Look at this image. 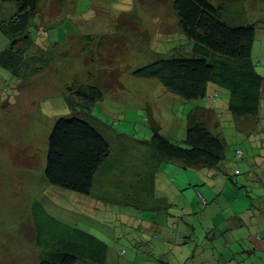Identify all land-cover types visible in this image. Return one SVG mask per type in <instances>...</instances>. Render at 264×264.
I'll return each mask as SVG.
<instances>
[{"label":"rangeland","instance_id":"1","mask_svg":"<svg viewBox=\"0 0 264 264\" xmlns=\"http://www.w3.org/2000/svg\"><path fill=\"white\" fill-rule=\"evenodd\" d=\"M172 1L39 0L26 30L9 36L2 26L16 3L0 0V55L9 54L1 55L8 66L0 62V264H37L47 248L35 244L34 202L102 240L105 264H264V239L256 238L264 235V0H208L230 24L254 26L251 60L263 84L255 117L229 113L227 90L213 83L207 96L217 95L212 108L220 117L199 106H208L206 99H183L157 78L132 73L158 58L191 53ZM85 84L102 91L89 109L68 90ZM191 111L224 140L226 166L161 160L150 146L153 126L183 140ZM60 117L85 119L110 145L89 194L44 179L47 138ZM236 148L243 160L233 159ZM250 158L257 166L248 176ZM237 169L235 184L228 175ZM196 190L208 201L204 208ZM176 208H184L178 220ZM237 212L242 225L231 219L225 230L220 221ZM51 233L45 226L44 238Z\"/></svg>","mask_w":264,"mask_h":264},{"label":"trees","instance_id":"2","mask_svg":"<svg viewBox=\"0 0 264 264\" xmlns=\"http://www.w3.org/2000/svg\"><path fill=\"white\" fill-rule=\"evenodd\" d=\"M4 1L16 3V12L3 25L4 27L2 26L5 33L13 36L25 31L39 0ZM172 7L182 33L191 42V53L158 58L134 69L132 73L139 77L157 78L165 88L183 99H207L210 104L201 108L213 110L216 116L220 117L212 108L217 95L211 97L212 101L207 96L208 83H213L227 90L229 113L239 117L257 116L261 106L263 84L261 76L255 73L251 60L253 24H230L222 18L219 7L208 0H173ZM3 54H8L7 50L1 53ZM8 62L7 60L1 63L8 66ZM68 90L85 109H89L91 104L102 97V91L95 85L68 87ZM188 116L184 138L180 141L166 138L153 126L149 140L152 149L161 160L178 159L187 164L209 168L224 166L227 159L222 137L208 127L203 116L197 118L192 111ZM238 150L242 152L241 156L237 155ZM109 153L108 141L88 121L77 117L57 118L47 138L44 179L54 187L78 194H89L94 176ZM243 156V150L240 148L233 151V159L243 160ZM247 161L246 174L250 176L254 174L257 165L254 158ZM238 174L237 169L228 175V179L236 184ZM256 181L261 183L259 180ZM195 192L200 208H204L208 204L207 200L198 190ZM31 207L35 244L38 246L44 244L47 247L37 264H74L77 260L105 264L107 245L102 240L54 218L37 202ZM159 207L155 205L153 209L159 210ZM163 208L166 209L163 206L161 211ZM183 211L184 208H176L172 216L178 220ZM238 217L237 222L232 225H242L243 222L240 216ZM45 226L51 228L50 239L43 236ZM230 227V224H225L224 229L228 230ZM170 231V234L176 237L174 230ZM185 237L179 236L177 241L185 243ZM256 238L262 240L264 235L256 234Z\"/></svg>","mask_w":264,"mask_h":264},{"label":"crops","instance_id":"3","mask_svg":"<svg viewBox=\"0 0 264 264\" xmlns=\"http://www.w3.org/2000/svg\"><path fill=\"white\" fill-rule=\"evenodd\" d=\"M206 101L208 102V100L206 99ZM209 104H210V102H209ZM200 107H206L207 106V103H205V105L203 104V105H199ZM255 161H256V159H255ZM260 163V161L258 160L257 161V163ZM262 162H263V160H262ZM226 166V165H225ZM222 184L223 185H226L224 182H222ZM175 190V189H174ZM199 193L203 196V194L199 191ZM193 197H195L196 198V200L198 199V195L196 194V192H194L193 193ZM204 197V196H203ZM234 197V196H233ZM204 199L205 200H207L205 197H204ZM213 199H217V198H213ZM233 199H237V196H236V194H235V197L234 198H230V200L231 201H233ZM207 203H208V201H207ZM241 214H243V212H237V213H234L233 215L231 214V215H229L228 216V218H224V219H222L221 221H220V223H224L223 224V226L222 227H224L225 226V224H227V222L229 221V220H231V219H234L235 220V222H237L236 221V219H237V217L238 216H240ZM239 218V217H238ZM186 236H187V234H185ZM208 236H207V238L206 239H212V236L210 235V234H207ZM204 240V244H207V242H206V240L205 239H203ZM185 242H186V240H184ZM179 243H181L180 241H178ZM210 247H213L214 249H215V247H214V244L213 243H210V244H208ZM226 245V244H225ZM224 245V246H225ZM216 256H218V255H216ZM218 258H222V252L219 254V256H218Z\"/></svg>","mask_w":264,"mask_h":264},{"label":"built area","instance_id":"4","mask_svg":"<svg viewBox=\"0 0 264 264\" xmlns=\"http://www.w3.org/2000/svg\"><path fill=\"white\" fill-rule=\"evenodd\" d=\"M236 153H237L238 156H241V154H242V152L239 151V150Z\"/></svg>","mask_w":264,"mask_h":264}]
</instances>
